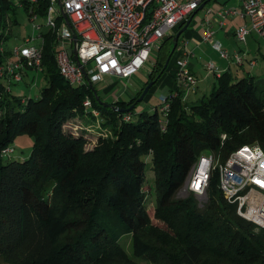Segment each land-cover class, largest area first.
I'll list each match as a JSON object with an SVG mask.
<instances>
[{
    "label": "trees",
    "instance_id": "1",
    "mask_svg": "<svg viewBox=\"0 0 264 264\" xmlns=\"http://www.w3.org/2000/svg\"><path fill=\"white\" fill-rule=\"evenodd\" d=\"M31 8L43 16L47 1L37 7L25 5L28 18ZM14 13L9 0H0V29L7 31L0 33L2 43L10 35V25H17ZM41 36V72L47 85L39 97L27 101L15 97L4 85L7 79L0 78V258L4 263L136 264L120 246L123 237L132 235L136 254L153 264H264V230L237 216L236 207L227 204L217 189L215 174L204 202L193 194L177 197L203 151H220L224 160L242 146L264 150V87L256 78L222 72L209 95L190 104L183 90L175 89L176 96L172 92L166 96L169 109L161 131L157 108L133 117L132 111L100 106L94 85L70 86L57 69L52 33L43 29ZM9 53L0 55V65ZM165 60L158 58L149 80L130 102L117 100L112 105L119 110L132 105L144 87L164 73L160 74ZM86 98L113 135L100 139L90 152L83 149L82 135L62 130L77 114H86V122L94 118L91 111L85 112ZM23 134L34 138L29 156L4 160L8 156H2V150ZM147 161L154 176L155 217L168 231L151 226L145 210L141 190ZM58 218L67 236L57 244L52 222Z\"/></svg>",
    "mask_w": 264,
    "mask_h": 264
},
{
    "label": "built area",
    "instance_id": "2",
    "mask_svg": "<svg viewBox=\"0 0 264 264\" xmlns=\"http://www.w3.org/2000/svg\"><path fill=\"white\" fill-rule=\"evenodd\" d=\"M45 0H20V7H37ZM45 15L39 16L30 9L29 20L38 30L37 35L27 36L23 44L14 47L9 57L0 65V78L10 83L21 81L24 70L41 71L43 29L50 31L56 42L55 62L59 74L73 87L96 85L105 78L127 80L137 74L146 63L154 66L152 54L163 44L166 38L174 36L175 31L197 11L207 0H46ZM230 7L217 9L203 7L202 41L211 43L213 51L221 60L241 66L245 61V52L229 51L220 42L213 40L216 29H221L228 19H247L249 26L241 25L234 37L239 46L246 44V38L253 33L264 41V0H233ZM66 16L69 25L63 19ZM213 16V20L209 18ZM42 19L36 25L37 19ZM216 28V29H215ZM75 37V40H73ZM81 64L77 66L73 59V48ZM177 48L181 59L177 61L175 74L176 89L188 91L196 86L197 79L189 68L193 52L185 41ZM5 48L0 40V55ZM251 67L254 60L248 61ZM205 71L219 77L221 72L215 64L208 62ZM149 74V73H148ZM176 96V92L172 93ZM167 95H159L160 113L158 125L165 130L169 104ZM85 109L91 108L94 118L100 115L92 107L89 98L83 102ZM264 115V104L262 106ZM125 116L124 120H129ZM101 126L103 118L100 119ZM100 126V124H99ZM102 129V128H100ZM226 135H221V141ZM221 143V144H222ZM13 149L2 150V156H9ZM209 157L199 156L191 166L180 192L193 194L198 200L206 197L211 177L215 174L217 189L229 205L236 207L240 218L252 223L256 229L264 230V150L257 145L242 146L222 159L220 151H211Z\"/></svg>",
    "mask_w": 264,
    "mask_h": 264
},
{
    "label": "rangeland",
    "instance_id": "3",
    "mask_svg": "<svg viewBox=\"0 0 264 264\" xmlns=\"http://www.w3.org/2000/svg\"><path fill=\"white\" fill-rule=\"evenodd\" d=\"M9 4L12 9L16 12V20L18 24L10 28V35H7L6 39H4L3 41V47L6 51H11L12 48L21 46L23 44L24 38L27 35L38 34V30L34 28V24L30 22L26 13L19 6L20 0H9ZM233 4V0H211L209 3L206 4V7H230ZM204 13L205 10H200L195 15H193L189 27L180 36L179 42L183 39V37H186L185 35L188 33H191L193 31H195L197 34L201 33ZM42 22L43 20L39 18L35 21V24L40 25L42 24ZM0 33L5 34L7 33V31H2L0 29ZM248 42L250 43V46L248 48V50L250 51L249 54L246 51V48L242 47V51H245L247 53L245 57L246 61L254 60L256 66L251 67L249 62L245 61L242 67H237L236 64L232 62L230 63L231 66L229 67V71L231 72V74L238 78H241L248 73L254 76L256 78V81L258 82L259 87L263 88L264 41L251 34V37L249 36L248 38ZM172 47V43L167 41L159 50V52H154L152 54L151 58L154 60L157 57L155 63L157 62L159 57L160 59L166 58L167 60L171 53ZM178 49L179 48H176L171 54L164 73L151 86L144 99L140 103L136 104L135 108L132 110L133 117H135L140 112H152L154 108H158L160 106V101L158 99L159 95H165L164 92L175 86L174 77L177 72V61L181 59V53ZM212 55L216 59L219 58L218 54H216L214 51L212 52ZM207 60H203V63H213V60ZM225 64L226 65L221 71L228 69L227 62ZM152 65L153 64L151 62L146 63L145 66L137 74L127 80H114L105 78L103 81L97 83L95 85V89L97 90L99 97L102 99L101 101L107 105H112L117 100L127 103L130 102L131 98L137 95L140 90V87L143 86V84L147 80H149L148 73L152 70ZM195 70L197 71V88L195 89L196 94H190L187 98L188 94L192 90L190 89V91L186 94L185 97L187 98L186 100L188 104L196 102L203 96L209 95L210 91L215 85V77L213 74H209L207 71H205L204 68H197ZM5 82L6 83L4 85L6 89L9 90V92L13 96L23 98L25 101H27L28 99H37L39 97L40 91L47 85L43 73L38 70L24 71V73L22 74V81L18 83L11 81L12 83L9 84L7 80H5ZM261 91L264 93V89ZM90 110L91 108H87L85 109V112ZM160 116V113H158V118H160ZM86 117V114H77L76 117L70 118L65 122V124L62 126V130L65 134L70 133L72 135H82L81 137L85 141L83 149L85 152H90L98 146V142L100 139L105 140L107 138H113V135L111 131H107L109 127H104L103 125L101 126L100 119L102 117L100 115L98 116V118H90L89 122L85 121ZM33 142L34 138L27 134L17 136L10 146V148L13 149L12 153L9 154L8 157H4V160L22 161L26 159L31 152ZM210 154V151L206 150L203 151L200 156L209 157ZM149 165L150 163L149 161H147L145 167V181L141 190L145 197V210L147 212V215L149 216L151 226L159 228L162 231H168V228L166 227L164 222L155 217L154 212L156 207V194L154 189V176L151 170V165ZM177 197H185V195L181 194L180 189L177 193ZM204 201L205 198L199 199L200 203ZM61 221L62 218H58L57 220L52 222L53 236L57 244L61 243L63 239L67 236V232L61 228ZM134 240V236L132 235L123 237L120 241L121 248L127 253L128 257H130L136 264H153L136 254L137 252L135 251L136 248L134 247ZM139 245L140 243L136 246L137 249L139 248ZM0 264L6 263H4V261L0 258Z\"/></svg>",
    "mask_w": 264,
    "mask_h": 264
},
{
    "label": "crops",
    "instance_id": "4",
    "mask_svg": "<svg viewBox=\"0 0 264 264\" xmlns=\"http://www.w3.org/2000/svg\"><path fill=\"white\" fill-rule=\"evenodd\" d=\"M21 8L24 9V7H21ZM217 8H220V7H217ZM217 8L213 7V9H217ZM209 18L213 20V16H209ZM14 20H15V22H17V20H16V12L14 13ZM15 25H13V26H15ZM241 25L249 26L248 20L246 18L243 19V18H238V17L237 18L228 19L226 21L225 25L221 29H216L215 28L216 32H215V35L213 37V40H216V41L220 42L221 45L223 46V48L227 49L231 53L239 52V51L245 52V51H242V47H243V48H246V51L249 54V52H250L248 50V48L250 46L249 42L252 41V40H250L248 42V38H249V36L251 37V34H253V33H251V34H249L247 36L246 44L244 46H241V47L239 46V44L236 43V40H235V37H234L235 30ZM10 26L13 27L12 25H10ZM202 35H203V26H202L201 33L197 34L195 31H193L191 33L186 34L185 35L186 37H183V39H182L183 41H185L187 43L189 49H191V51L193 52V57L190 58V60H189V68H190L192 74L196 77V75H197L196 72L197 71L195 69H197V68L203 69L204 68L203 65L205 64V63H203V60H207V59H208L207 61L213 60V63L215 64L216 68L219 69V71L221 73L230 70L229 67L231 66V64L229 62L224 61V60H220L219 58L216 59V58L213 57V55H212L213 49H212L211 43L203 42L202 41ZM27 36H30V35H27ZM178 42H179V40H178ZM161 48H162V45L159 47V49L155 50L154 52H159V50ZM156 59H157V57H156ZM156 59H154L152 62L155 63ZM247 60H248V56H247ZM245 61H246V59H245ZM248 61H250V60H248ZM248 61H246V62H248ZM226 62H227V65H228V69L224 70V71H221V70H223V67L226 65L225 64ZM244 62H243V64H244ZM243 64L241 66H237V67H242ZM152 68H153V66H152ZM108 79H112V78H108ZM114 80H120V79H114ZM196 88H197V84H196L195 87L191 88L192 90L188 94L187 98L189 97L190 94H196V90H195ZM175 89H176V84H175V86L173 88L167 90L164 93H165V95H168V93L170 94V92L174 93ZM189 91L190 90H188V91H184L183 90L184 98L186 97V94ZM187 98H185V100ZM186 102H187V100H186Z\"/></svg>",
    "mask_w": 264,
    "mask_h": 264
},
{
    "label": "water",
    "instance_id": "5",
    "mask_svg": "<svg viewBox=\"0 0 264 264\" xmlns=\"http://www.w3.org/2000/svg\"><path fill=\"white\" fill-rule=\"evenodd\" d=\"M210 1H211V0H207L206 2H203V3L198 7L197 11L194 12L193 15H195L198 11L202 10L203 7H204L208 2H210ZM193 15H192V16L186 21V23H185V24H184V25H183V26H182V27H181V28L175 33V35H174L173 37H171V38H172L173 47H172V49H171V53H170L169 57H168L167 60L165 61V64H164L163 69H162V71L160 72V74L163 73L164 70H166V67H167V64H168L169 58H170L171 54L174 52V50L176 49V47H177V42H178L180 36H181V35L187 30V28L189 27ZM63 19L66 21V24L69 25L68 20H67L66 16H64V14H63ZM73 40H75V37H73ZM72 53H73V59H74L76 65L79 66V67H81V64H80V62H79V60H78V58H77V56H76V48H75V46H74V48H73V52H72ZM159 77H160V75H158V76L156 77V79H158ZM156 79L153 80V81H150V82L144 87V89L142 90V92H141L140 96L137 98V100H136L132 105H130V106L127 107V108H124V109H120V110H119L117 107H115V106H113V105H107V104L103 103L102 101H100L99 99H97V102L99 103L100 106H102V107H106V108H114L115 111H120V112H122V113H128V112H131V111L135 108L136 104L140 103V102L144 99V97H145L146 94L148 93V91H149V89L151 88V86L155 83Z\"/></svg>",
    "mask_w": 264,
    "mask_h": 264
},
{
    "label": "flooded vegetation",
    "instance_id": "6",
    "mask_svg": "<svg viewBox=\"0 0 264 264\" xmlns=\"http://www.w3.org/2000/svg\"><path fill=\"white\" fill-rule=\"evenodd\" d=\"M168 42H171V43H172V40H169ZM165 43H166V41L163 42L162 47H163V45H164ZM178 43H179V42H177V45H178ZM172 46H173V43H172Z\"/></svg>",
    "mask_w": 264,
    "mask_h": 264
},
{
    "label": "clouds",
    "instance_id": "7",
    "mask_svg": "<svg viewBox=\"0 0 264 264\" xmlns=\"http://www.w3.org/2000/svg\"><path fill=\"white\" fill-rule=\"evenodd\" d=\"M209 3V2H208ZM178 46V45H177ZM177 48V47H176Z\"/></svg>",
    "mask_w": 264,
    "mask_h": 264
}]
</instances>
